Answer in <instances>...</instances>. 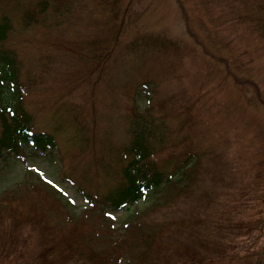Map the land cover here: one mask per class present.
Returning a JSON list of instances; mask_svg holds the SVG:
<instances>
[{
  "label": "rangeland",
  "instance_id": "rangeland-1",
  "mask_svg": "<svg viewBox=\"0 0 264 264\" xmlns=\"http://www.w3.org/2000/svg\"><path fill=\"white\" fill-rule=\"evenodd\" d=\"M107 2L112 15L120 17L117 22L100 14L92 0H0V22L7 27L0 31V82L10 83L14 70L15 80L23 83L11 96H0V197L35 175L60 188L73 211L82 214L89 207L86 193L103 197L122 182L114 170L128 162L114 155L131 140L130 118L137 107L160 128V144L166 147L158 163L163 173L175 172L178 157L167 161L172 152L190 148L191 162L205 159L209 167L201 190L212 196L196 198L204 206L212 202L207 212L219 221L246 219L250 225L243 233L249 227L255 233L242 237L237 248L214 249V258L203 264H264V39L257 30L264 25V12L253 7L264 0ZM105 24L122 31L112 65L101 74L104 59L95 56L94 40L116 38ZM143 37L164 39L179 52L169 50L142 73L123 67L127 59L117 58ZM86 63L92 72L82 77ZM164 97L170 102L161 111ZM77 120L84 125L81 133ZM110 127L112 139L105 136ZM89 137L97 142V152L113 148L112 169L102 171L95 162L92 168L96 149ZM82 145L89 148L84 152ZM160 197L149 194L128 212L108 213L114 229L129 241L123 250L132 242L126 226L144 223V213Z\"/></svg>",
  "mask_w": 264,
  "mask_h": 264
},
{
  "label": "trees",
  "instance_id": "trees-1",
  "mask_svg": "<svg viewBox=\"0 0 264 264\" xmlns=\"http://www.w3.org/2000/svg\"><path fill=\"white\" fill-rule=\"evenodd\" d=\"M92 1L100 14H106L116 22L119 20L117 14L112 15V11L108 10L110 6L107 0ZM253 7L257 12H264V4H255ZM97 25H102L99 20ZM103 26L105 31L114 34L116 38L94 40V46L97 43L99 45L95 49V56L104 59L99 70L101 74L112 65L113 51L120 44L118 38L122 31V28L112 31L111 24ZM5 29L7 27L0 22V31ZM257 30L264 39V25L258 24ZM189 31L196 37L191 29ZM175 49L177 47L173 43L164 39L143 37L129 44L117 59H127L123 67L134 66L142 73L158 65L157 57H166L169 50ZM99 51L103 55H98ZM67 52L72 54L73 51L67 49ZM6 62L12 66V60ZM88 65H84L82 77L87 70L92 72ZM160 67L164 69L162 63ZM13 75L10 87L9 83L0 82V95L3 98L20 90L14 70ZM173 77H177L175 72ZM143 84L149 86V83ZM169 102L165 97L159 102L161 111L168 109ZM147 115L150 116V113ZM147 115L140 114L137 107H134V116L130 118L128 131L131 140L128 145L118 150L116 156L113 148L97 152V142L93 143L89 137L96 149L92 168L95 162L102 171L112 169L111 155L115 159L119 158L122 163H128L122 170H114L122 179L115 191L103 197L86 193L90 207L82 214L78 215L73 211L71 202L65 199L58 188L33 174V179L29 176L10 195L0 197V264H203L206 259L214 258L210 254L214 249L215 252L218 249L225 251L229 244L237 248L242 237L255 234L251 227L243 233V229L250 225L248 220L219 221L207 212L208 206L213 203L204 206L201 199L196 198L200 194L212 196L206 194L205 189L201 190V178L208 172L209 167L205 159L198 163L191 162L195 156L190 148L176 153L171 151L167 161L171 162V158L178 157L175 172L163 173L158 163L166 147L164 142L160 144V128ZM77 122L81 126V133L84 125L81 120ZM113 134L114 128L110 127L105 136L110 135L112 139ZM79 135L76 138L80 142ZM87 148L89 147L82 145L79 149L85 152ZM149 194H160L161 197L144 213L146 216L148 214L144 223L126 226V237H130L132 242L130 249L123 250V245H128L129 241L121 238L122 234L113 228L107 214L119 210L128 212ZM191 204L195 206L192 207ZM184 207L191 211L182 212L181 208ZM165 211L173 212L174 217L165 220L158 217ZM195 237H203L211 243L207 240L195 241ZM260 248L262 253L264 244ZM130 251L133 252L132 256H129ZM227 257L233 258V255Z\"/></svg>",
  "mask_w": 264,
  "mask_h": 264
}]
</instances>
